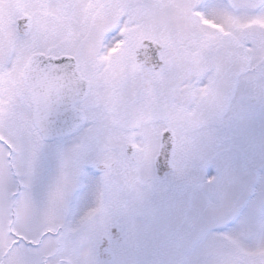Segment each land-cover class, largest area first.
I'll list each match as a JSON object with an SVG mask.
<instances>
[{"label":"snow or ice","instance_id":"1","mask_svg":"<svg viewBox=\"0 0 264 264\" xmlns=\"http://www.w3.org/2000/svg\"><path fill=\"white\" fill-rule=\"evenodd\" d=\"M0 264H264V0H0Z\"/></svg>","mask_w":264,"mask_h":264}]
</instances>
